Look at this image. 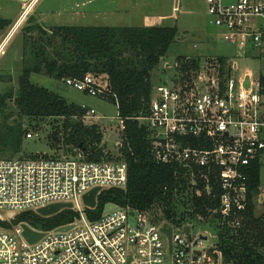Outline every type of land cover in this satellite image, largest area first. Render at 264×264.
<instances>
[{
    "label": "built area",
    "instance_id": "obj_1",
    "mask_svg": "<svg viewBox=\"0 0 264 264\" xmlns=\"http://www.w3.org/2000/svg\"><path fill=\"white\" fill-rule=\"evenodd\" d=\"M207 5L212 24L220 30L219 42L241 49V57H264V0H207ZM28 14L25 7L21 20ZM237 70V63L228 57L224 63L219 57L201 60L186 78L158 85L150 113L140 118L149 129L154 159L202 175L210 188L214 182L220 190V207L213 209L216 219L234 227L240 225L249 201L253 166L264 160V69L256 77ZM64 83L94 97L108 90L106 81L90 73ZM88 114L95 115L96 110ZM127 182L124 160L42 154L0 157L1 221L11 223L15 217L9 213L37 211L57 202H71L79 213L67 230L43 231L29 225L44 232L35 243L23 236L24 222L0 226V264H223L218 239L210 244L219 230L193 232L191 223L177 224L113 202L115 209L90 221L83 195L95 187L101 188L98 195L104 189L125 188ZM253 199L264 209L261 186ZM165 226L171 228L170 236Z\"/></svg>",
    "mask_w": 264,
    "mask_h": 264
},
{
    "label": "trees",
    "instance_id": "obj_2",
    "mask_svg": "<svg viewBox=\"0 0 264 264\" xmlns=\"http://www.w3.org/2000/svg\"><path fill=\"white\" fill-rule=\"evenodd\" d=\"M11 23L10 19L0 17V30ZM35 30L41 33L39 38L25 39L24 54L29 45L34 61L25 60L18 79L19 92L15 102L19 116L31 120L52 119V129L47 136L52 150L63 149L70 153L69 157L80 156L88 161L124 160L128 166L127 186L102 190L97 197V206L85 210L88 219L95 221L100 218L106 204L113 202L177 224H192L195 220L214 221L219 228L217 246L222 253L223 264H264V209L257 215L253 199L261 186L260 163H256L250 173L249 201L242 211L240 225L234 227L227 220L216 219L218 215L213 209L220 207V190L213 184V177L210 188L202 175H191L177 164L158 162L152 155L150 132L140 118L150 113L154 87L152 74L176 39L178 27L56 26L45 29L35 23L30 32ZM219 58L225 62V57ZM200 62V58L179 56L174 78H186ZM33 73L62 81L83 79L90 73L106 81L108 90L99 97L118 107L122 124L119 132L121 158L112 159L106 150L101 126L84 121L88 108L34 83L31 81ZM2 81L5 77L0 75ZM13 97V88L6 93L0 91V113H5L8 101ZM8 117L0 123V156L37 157L42 154L64 157L47 153L16 156L22 151L27 129L20 120L9 123ZM5 152L10 155H3ZM159 209L161 212L155 213ZM78 216L79 213L72 208L47 217L27 210L17 214L11 223L0 220V226L12 227L24 222L36 229L49 231L75 223ZM219 221L224 222L223 225Z\"/></svg>",
    "mask_w": 264,
    "mask_h": 264
},
{
    "label": "rangeland",
    "instance_id": "obj_3",
    "mask_svg": "<svg viewBox=\"0 0 264 264\" xmlns=\"http://www.w3.org/2000/svg\"><path fill=\"white\" fill-rule=\"evenodd\" d=\"M32 1H30L31 4ZM33 7L34 12H29L23 23L21 21L18 25V20V24L16 23L13 27L14 21L22 10L14 0H0V17L7 16L13 19V23L0 32V42L6 37L0 47V75L5 77V81L0 82V91L6 93L10 88L14 90V97L8 101L5 113H0V123L9 116V123L20 120L27 129L22 151L16 156L36 153L70 156V153L63 149L52 150L48 144L47 136L52 129L50 125L52 119L21 118L15 102L19 92L18 79L23 72L25 60L31 63L34 61L29 45L26 46L27 51L24 54L25 39L34 40L41 34L38 30L30 32V27L35 23H39L45 29L56 26H142L148 21L145 17L149 16L153 25L177 26L176 39L167 55L161 59L153 71L154 92L158 85L172 83L176 75V60L179 56L200 58L203 61L208 57H228L237 63V72L240 75L250 72L256 77L264 69V57L261 60L241 57V49L225 41H218L220 30L211 22L207 0H37ZM31 81L56 91L70 102L82 104L89 110L95 109L96 114L87 113L84 121L89 124L98 123L104 132L106 150L112 159L121 158L119 132L122 124L115 103L78 91L64 81L44 74H31ZM28 133L32 136L29 137ZM2 154L10 155L9 152ZM260 185L264 190V160L260 170ZM262 211L263 207H256L257 215H260ZM160 212V209L155 211V213ZM193 224L195 225L193 232L219 230L214 221L195 220ZM216 241L215 237L211 243L210 238V244Z\"/></svg>",
    "mask_w": 264,
    "mask_h": 264
},
{
    "label": "water",
    "instance_id": "obj_4",
    "mask_svg": "<svg viewBox=\"0 0 264 264\" xmlns=\"http://www.w3.org/2000/svg\"><path fill=\"white\" fill-rule=\"evenodd\" d=\"M21 2L24 3H28L31 0H19ZM245 86L248 88L250 86V79L249 77H247L246 82H245ZM101 190L100 187H95L92 190L88 191L87 193H85L83 195V202L84 204L89 207V208H95L97 206V195L99 193V191ZM66 208H73V203L71 202H57V203H52L49 204L47 206L41 207L39 208L36 212L38 214H40L41 216H52L57 214L58 212H60L63 209ZM116 205L113 203H108L107 206L105 207V212H109L112 209H115ZM131 214H133V212H131ZM16 215L14 213H9V217L10 218H14ZM1 217V216H0ZM23 236L28 240L29 243H35L36 241H38L43 235L44 232H39L37 230H34L33 228H31V226H29V224L27 223H23ZM72 227V224L66 225V226H62L59 229L61 230H67L69 228ZM186 231H189V226H186ZM164 231H166L168 233V235H171V228H167L166 226L163 228ZM202 238L206 239V236H202Z\"/></svg>",
    "mask_w": 264,
    "mask_h": 264
},
{
    "label": "crops",
    "instance_id": "obj_5",
    "mask_svg": "<svg viewBox=\"0 0 264 264\" xmlns=\"http://www.w3.org/2000/svg\"><path fill=\"white\" fill-rule=\"evenodd\" d=\"M14 1H16V3H18L19 4V9H21L22 11L19 13V15L17 16V18H16V20L14 21V23H13V19L11 18V17H7V16H4V17H1V18H5V19H10L11 21H12V23H13V26L16 24V22H17V24H18V20H19V24L18 25H20L21 23H23L24 22V20L26 19H24V20H21L22 18H21V15H22V13H23V10H24V8L26 7V5H28L30 2H28V3H24V2H21V1H19V0H14ZM225 1V0H224ZM235 1H237V0H234V1H232V2H235ZM37 2V0H33L32 1V4H31V8H30V10H29V12H34V5H35V3ZM226 2V1H225ZM226 3H231V2H226ZM145 19L146 20H148L147 21V23L145 24V25H147V26H150V25H153L151 22H152V19L151 18H149V16H146L145 17ZM22 21V22H21ZM21 22V23H20ZM11 23V24H12ZM145 25H142V26H145ZM3 30V29H2ZM2 30H0V32L2 31ZM6 38V37H5ZM4 38V39H5ZM4 39L0 42V46L2 45V43L4 42ZM217 57H221V56H217ZM223 57V56H222ZM79 105H82V104H79ZM82 106H84V105H82Z\"/></svg>",
    "mask_w": 264,
    "mask_h": 264
},
{
    "label": "bare ground",
    "instance_id": "obj_6",
    "mask_svg": "<svg viewBox=\"0 0 264 264\" xmlns=\"http://www.w3.org/2000/svg\"><path fill=\"white\" fill-rule=\"evenodd\" d=\"M31 6V3H29L28 5H26V8L29 10Z\"/></svg>",
    "mask_w": 264,
    "mask_h": 264
}]
</instances>
